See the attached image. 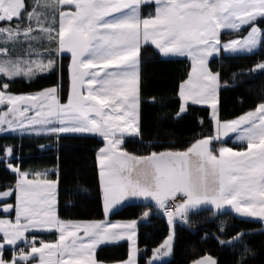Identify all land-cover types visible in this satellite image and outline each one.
I'll return each mask as SVG.
<instances>
[{
    "label": "snow or ice",
    "instance_id": "obj_1",
    "mask_svg": "<svg viewBox=\"0 0 264 264\" xmlns=\"http://www.w3.org/2000/svg\"><path fill=\"white\" fill-rule=\"evenodd\" d=\"M149 47L163 60L190 61L175 89L178 107L172 118L182 119L195 106L208 113L212 132L183 150L135 154L125 147L128 138L143 140L142 65ZM262 47L264 0H0V134L47 138L57 146L62 139L102 138L96 168L105 217H60L59 171L24 169L14 146L4 145L0 163L14 183L0 190V264H106L98 250L120 242L128 243L127 257L114 264H139V220L108 219L134 201L145 205L139 219L148 218L154 207L168 224L147 264H166L177 224L192 227V215L204 208L214 216L230 209L239 218L259 221L264 234V98L224 119L221 90L229 82L211 67L222 54H255ZM65 54L70 59L66 93ZM249 71L264 74V61ZM47 74L57 77L53 86L30 94L9 91L17 78L31 83ZM199 123L204 124L202 117ZM230 134L242 147L225 144ZM87 191L81 188L76 195ZM218 231H225L223 222ZM40 233L55 239L46 241ZM246 235L215 238L221 246L239 245L237 264H249L258 253L245 243ZM192 264L218 261L204 255Z\"/></svg>",
    "mask_w": 264,
    "mask_h": 264
},
{
    "label": "trees",
    "instance_id": "obj_2",
    "mask_svg": "<svg viewBox=\"0 0 264 264\" xmlns=\"http://www.w3.org/2000/svg\"><path fill=\"white\" fill-rule=\"evenodd\" d=\"M225 40L236 38L225 35ZM264 61V47L255 54L226 56L221 55L211 61L213 70L220 71L222 78L229 82V87L221 90V108L224 119L235 117L251 110L258 101L264 98V74L249 70L258 62ZM63 86L68 88V66L70 59L64 56ZM190 70V61L183 59L163 60L154 48L149 47L143 53V89L146 102L143 107V140L127 139L126 150L135 154H147L150 151L165 149L183 150L197 138L212 132L208 113L201 107L193 110L182 119H173L178 107L175 95L177 84ZM233 73L237 74L233 80ZM57 77H38L31 83L23 79L11 82L9 91L14 94H30L43 88L53 86ZM155 96V104L151 97ZM164 102L160 103V98ZM204 124L199 123V118ZM47 145L41 150L40 145ZM231 145L239 149L242 146ZM12 145L16 149L21 167L24 169H57L59 171V216L68 220H103L102 200L99 187L96 152L103 146L99 137L85 136L62 139L57 146L52 140L40 137L0 135V151L2 146ZM58 157V159H57ZM14 183L13 175L0 163V190ZM81 188H87V194L76 195ZM145 210L144 204L130 203L121 207L110 216L111 221H128L140 218ZM2 218V217H0ZM192 227H176L174 253L166 264H192L204 255L216 258L218 264H237L240 246L235 248L221 246L216 236L230 239L238 232L247 233L245 243L256 250L258 255L249 264H264V234L262 225L255 220L239 218L230 211L213 215L212 209H202L199 214L192 215ZM223 222L225 231L220 233L219 226ZM138 247L141 249L139 264H147L151 250L157 247L168 234L166 219L152 208L149 220L137 227ZM207 234V238H205ZM214 235V236H213ZM47 240H53V234H41ZM147 251H144V250ZM128 244L103 246L97 252L98 259L106 264L125 259Z\"/></svg>",
    "mask_w": 264,
    "mask_h": 264
},
{
    "label": "crops",
    "instance_id": "obj_3",
    "mask_svg": "<svg viewBox=\"0 0 264 264\" xmlns=\"http://www.w3.org/2000/svg\"><path fill=\"white\" fill-rule=\"evenodd\" d=\"M173 59H180V58H173ZM89 136H92V135H89ZM92 137H98V136H92ZM100 138V137H99ZM100 139H102V138H100ZM128 139H134V138H128ZM227 141H233L237 146H242L239 142H237V141H235V137H234V134H230V136L228 137V138H226L225 139V142H227ZM130 203H139V204H144L143 202H141V201H134V202H126L125 203V205H127V204H130ZM125 205H123V206H125ZM122 206V207H123ZM225 211H230V212H232L230 209H226ZM233 213V212H232ZM3 218V217H2ZM104 219H105V217H104ZM109 219V218H108ZM110 220V219H109ZM113 222H125V221H113ZM257 222H259V221H257ZM260 223V222H259ZM138 227V226H137ZM41 234H48V233H40V234H38L39 236H40V238H42V239H44L42 236H41ZM54 239H55V236H54ZM45 240V239H44ZM120 243H122V242H120ZM127 243V242H126ZM128 244V243H127ZM105 246H108V245H105ZM103 247V246H102Z\"/></svg>",
    "mask_w": 264,
    "mask_h": 264
},
{
    "label": "rangeland",
    "instance_id": "obj_4",
    "mask_svg": "<svg viewBox=\"0 0 264 264\" xmlns=\"http://www.w3.org/2000/svg\"><path fill=\"white\" fill-rule=\"evenodd\" d=\"M17 52H19L20 54H22V50L20 49H17ZM257 52V51H256ZM223 55H226V56H238V55H250V54H235V55H229V54H223ZM65 56H67V54H65ZM180 59H183V58H180ZM49 74L47 75H43V76H48ZM17 79H20V78H17ZM24 80V79H23ZM200 107V106H199ZM0 135H14V136H21L20 134L18 133H7V134H0ZM24 136H27V135H24ZM28 137H31V136H28ZM227 142H230L232 145H236L233 141H227ZM226 143V142H225ZM228 147H232L231 145H227ZM237 146V145H236ZM234 149H237V148H234ZM204 209H211V208H204ZM111 216V215H110ZM110 216L108 218H110ZM171 257V256H170ZM170 257L168 258H165V260L167 261Z\"/></svg>",
    "mask_w": 264,
    "mask_h": 264
},
{
    "label": "water",
    "instance_id": "obj_5",
    "mask_svg": "<svg viewBox=\"0 0 264 264\" xmlns=\"http://www.w3.org/2000/svg\"><path fill=\"white\" fill-rule=\"evenodd\" d=\"M149 220V217L148 218H145V219H139V222H138V225L137 226H139L140 224H144V223H146L147 221Z\"/></svg>",
    "mask_w": 264,
    "mask_h": 264
},
{
    "label": "built area",
    "instance_id": "obj_6",
    "mask_svg": "<svg viewBox=\"0 0 264 264\" xmlns=\"http://www.w3.org/2000/svg\"><path fill=\"white\" fill-rule=\"evenodd\" d=\"M179 224V223H178Z\"/></svg>",
    "mask_w": 264,
    "mask_h": 264
}]
</instances>
